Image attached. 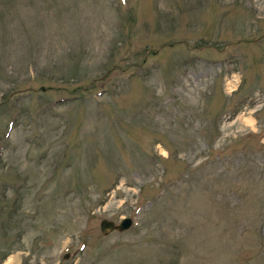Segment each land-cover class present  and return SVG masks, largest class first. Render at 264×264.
I'll list each match as a JSON object with an SVG mask.
<instances>
[{"label":"rangeland","instance_id":"1","mask_svg":"<svg viewBox=\"0 0 264 264\" xmlns=\"http://www.w3.org/2000/svg\"><path fill=\"white\" fill-rule=\"evenodd\" d=\"M0 264H264V0H0Z\"/></svg>","mask_w":264,"mask_h":264},{"label":"water","instance_id":"2","mask_svg":"<svg viewBox=\"0 0 264 264\" xmlns=\"http://www.w3.org/2000/svg\"><path fill=\"white\" fill-rule=\"evenodd\" d=\"M130 223H131L130 218H123L115 224L110 220L101 219L99 221L98 227L102 234H107L108 232L113 231V230H116V231L125 230L130 226Z\"/></svg>","mask_w":264,"mask_h":264},{"label":"trees","instance_id":"3","mask_svg":"<svg viewBox=\"0 0 264 264\" xmlns=\"http://www.w3.org/2000/svg\"><path fill=\"white\" fill-rule=\"evenodd\" d=\"M262 91V90H261Z\"/></svg>","mask_w":264,"mask_h":264}]
</instances>
